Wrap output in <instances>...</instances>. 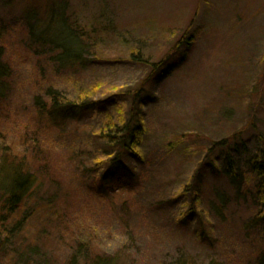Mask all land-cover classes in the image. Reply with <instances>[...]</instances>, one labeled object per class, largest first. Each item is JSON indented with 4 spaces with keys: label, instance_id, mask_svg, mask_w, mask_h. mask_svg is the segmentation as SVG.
<instances>
[{
    "label": "rangeland",
    "instance_id": "1",
    "mask_svg": "<svg viewBox=\"0 0 264 264\" xmlns=\"http://www.w3.org/2000/svg\"><path fill=\"white\" fill-rule=\"evenodd\" d=\"M0 65V165L38 181L0 264H264L257 180L223 168L264 146V0H0ZM131 119L121 169L99 132Z\"/></svg>",
    "mask_w": 264,
    "mask_h": 264
},
{
    "label": "trees",
    "instance_id": "2",
    "mask_svg": "<svg viewBox=\"0 0 264 264\" xmlns=\"http://www.w3.org/2000/svg\"><path fill=\"white\" fill-rule=\"evenodd\" d=\"M53 11V10H52ZM193 39L185 42L187 49L191 48L190 42ZM59 46V43L56 44ZM6 74L5 69L0 65V102L5 97V88H3L1 78ZM82 106H85L83 103ZM52 110L49 111L54 115H60V113L66 117H75V110L63 109L59 104L54 103L51 106ZM119 116L122 118V113L119 110ZM111 127V128H109ZM106 130V131H105ZM105 130L99 132V136L104 140L105 146L103 147V154L113 156L110 163L115 164L116 167L122 168V158H129L131 160H140L139 147L144 135V127L139 121H133V119L124 123L123 125H115L107 122ZM261 141L264 144L263 137L259 135ZM235 158L228 155L225 159V176L237 186V190L240 188L242 182L255 185L253 181H256L255 201L261 207L260 212L256 216V219L260 222L262 228H264V146L259 155L254 156L248 160V175L245 173L239 180L235 172ZM106 175L101 176L100 183L106 181ZM38 187V181L35 174H33L28 167H26L24 161L22 165L14 163H1L0 165V215L5 211L6 218L11 225L10 229L0 227V250L8 243L13 234L19 230H22L27 226V222L31 217L35 215L36 208L30 207L29 204L32 198L36 197V189ZM195 192H200V185L197 184ZM198 195L195 194V200H198ZM4 219V218H0ZM91 264H116V260L113 258H104L99 255L91 260Z\"/></svg>",
    "mask_w": 264,
    "mask_h": 264
}]
</instances>
